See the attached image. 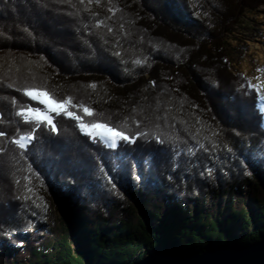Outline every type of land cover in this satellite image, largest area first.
I'll use <instances>...</instances> for the list:
<instances>
[{
    "label": "trees",
    "instance_id": "trees-1",
    "mask_svg": "<svg viewBox=\"0 0 264 264\" xmlns=\"http://www.w3.org/2000/svg\"><path fill=\"white\" fill-rule=\"evenodd\" d=\"M261 6L0 0V264H133L173 242L264 238L263 113L226 41ZM26 90L80 119L26 121L44 109ZM81 123L129 139L111 147Z\"/></svg>",
    "mask_w": 264,
    "mask_h": 264
},
{
    "label": "rangeland",
    "instance_id": "rangeland-1",
    "mask_svg": "<svg viewBox=\"0 0 264 264\" xmlns=\"http://www.w3.org/2000/svg\"><path fill=\"white\" fill-rule=\"evenodd\" d=\"M226 41L230 48L231 70L235 73H242L248 79L250 86L256 89L258 93L257 106L264 115V107L261 104V89L264 87L262 82V78L264 77V6L259 7L253 12L246 11L243 13L240 22L236 26V30L227 34ZM34 100L40 102L38 99ZM42 105L44 109L38 110L47 112L48 116L52 119L53 114L56 112H48L46 106ZM24 112L28 116V119L36 120L27 110ZM96 126L109 128L102 125ZM91 136L99 138L108 146H112L106 143L98 134ZM119 140L118 138L115 145L118 144ZM238 233L240 234V232Z\"/></svg>",
    "mask_w": 264,
    "mask_h": 264
},
{
    "label": "water",
    "instance_id": "water-1",
    "mask_svg": "<svg viewBox=\"0 0 264 264\" xmlns=\"http://www.w3.org/2000/svg\"><path fill=\"white\" fill-rule=\"evenodd\" d=\"M133 264H264V238L248 243L218 242L199 253L173 242L147 252Z\"/></svg>",
    "mask_w": 264,
    "mask_h": 264
},
{
    "label": "snow or ice",
    "instance_id": "snow-or-ice-1",
    "mask_svg": "<svg viewBox=\"0 0 264 264\" xmlns=\"http://www.w3.org/2000/svg\"><path fill=\"white\" fill-rule=\"evenodd\" d=\"M97 2H99V0H97ZM94 87V85H93ZM26 95H29L31 96L33 99H38L40 101V103L44 104L48 110V112H56L57 114L63 112L65 115H68L70 117H73L77 120H79L80 118L79 117H74L73 114L67 110L68 108V105L70 104V100L69 101H65L63 103H59V104H56L54 101L50 103L49 99H45L44 97H47L48 96V93L46 92H35V91H28L26 90ZM29 113H31L35 119L37 120V122L41 121V120H44L46 121L49 125H52V120L51 118L48 116L47 112H42L38 109H28L27 110ZM83 111L88 114V115H91L92 113L90 112L89 109L87 108H84ZM20 115H24V118L25 120L27 121L28 120V116L25 115V112L24 110L21 111V113H19ZM53 129H54V125H52ZM80 127L82 130L86 131L87 134H90V135H101L102 137L106 138V139H110L113 141V144L112 146L114 147L115 146V140L117 138L121 139V140H128L129 137L124 135L123 132H120V131H116L112 128H108L106 130V132L104 133H96L94 131V129L97 127L96 125H93V126H88V125H85L84 123H81L80 124ZM0 135H3V133H0ZM27 137H21L20 139L21 140H24L26 139ZM16 143H19L20 144V147L23 148L25 147V145L23 143L20 142V140L16 141Z\"/></svg>",
    "mask_w": 264,
    "mask_h": 264
},
{
    "label": "bare ground",
    "instance_id": "bare-ground-1",
    "mask_svg": "<svg viewBox=\"0 0 264 264\" xmlns=\"http://www.w3.org/2000/svg\"><path fill=\"white\" fill-rule=\"evenodd\" d=\"M262 82H263V85H264V77L262 78ZM45 99H50L48 96L47 97H44ZM261 100H262V103L261 104H263V107H264V87L261 89ZM50 101V100H49ZM108 128H103V127H101V126H97L95 129H94V131L96 132V133H104V132H106V130H107ZM106 143H108L109 145H112L113 144V141L112 140H110V139H106V138H104V137H102L101 135H99ZM118 139V138H117ZM117 139L115 140V144H116V142H117ZM22 141V143L25 145L26 144V142H28L27 141V139H24V140H21Z\"/></svg>",
    "mask_w": 264,
    "mask_h": 264
}]
</instances>
